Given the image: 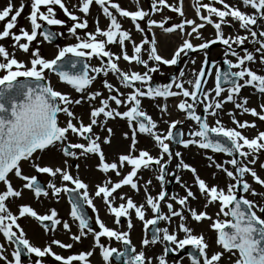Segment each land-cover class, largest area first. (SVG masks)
Masks as SVG:
<instances>
[{"label":"snow or ice","instance_id":"obj_1","mask_svg":"<svg viewBox=\"0 0 264 264\" xmlns=\"http://www.w3.org/2000/svg\"><path fill=\"white\" fill-rule=\"evenodd\" d=\"M130 2L137 5L136 10L125 9L115 0H77L72 5L75 11H70L64 0H30L27 20L31 30L20 27L18 32L13 30L17 29L18 18L26 5L21 3L16 7L9 0L0 10V22H4L0 41L6 38L13 41L11 53L0 44V73H4L0 75V183L4 186L0 190V237L3 238L0 264H45V258H52L57 264H91L96 248L100 249L105 264H112L113 257L117 261L123 259V264H169V255L179 254L188 247L192 249L187 253L189 264H264V191L257 192L247 179L250 176L255 185L264 189V176L258 174L256 168L259 165L264 171V161H261L264 131L257 129L255 121L237 118L238 114H248L264 122V74L251 67L257 63L264 66V0H239L237 4H229L227 0H193L194 18L186 16L184 0L177 3L150 0L148 10L139 7L140 0ZM93 5L98 6L107 19L105 28H101L99 18L94 17V30H89ZM57 6L72 21L71 26L57 18ZM165 9L176 13L179 22L173 23L172 17L166 16L159 20L153 18ZM125 19L131 22L132 29L124 27ZM52 26L66 31H54ZM209 26L214 30L213 38L204 36L203 30ZM225 28L231 29V33L226 34ZM157 29L165 34L180 35L181 42L170 57L161 55L158 50ZM133 30L140 34L139 41L133 37ZM58 37H70L75 42L60 47L52 59L42 56L39 45L51 44ZM194 40L200 42L194 44ZM33 42L37 44L35 48ZM246 42L253 44L254 50L244 48ZM218 43L224 46L226 70L219 62L210 64L208 60L207 50ZM113 48H118L119 52H114ZM237 49H242L243 54ZM17 51L29 59H17ZM198 52L204 53L198 70L187 69V64H196L195 59H190L169 82L153 83L154 75H163L162 66H176L183 57ZM69 56L74 59L67 61ZM93 58L99 61V66L91 64ZM121 60L129 68H122ZM69 64L79 70L66 71ZM46 71L54 73L60 82L80 94L79 98L73 99L70 94L55 90L46 82ZM110 74L119 86L109 82ZM98 77L102 78L107 96L101 90H90ZM209 80L211 87H208ZM249 87L261 98L257 107H249V98L241 96L242 90ZM170 98L185 120L163 119L165 115L171 116ZM145 99L157 102L155 106L161 113L159 122L142 106ZM84 103L89 105L88 123L73 111L75 106ZM229 103L233 109L226 111L225 105ZM61 114L64 121L60 119ZM224 115L234 127L225 125ZM118 118L127 122L129 131L123 133V138L130 143L126 152L109 159L103 149V145L111 144L114 135L108 122ZM160 122L168 125L166 132L159 130ZM186 122H191L187 132L183 128ZM95 129L107 135L102 138ZM250 129H257L252 137L245 135V130ZM138 134L153 141L157 155L138 147ZM70 137L77 142H72ZM173 143L183 149L195 146L206 152L226 154L229 159L222 162H217L212 155H207L206 159L210 162L208 167L226 176L227 184L224 187L210 185L195 167L185 162L183 152L174 149ZM50 148L59 150L65 157L64 167L39 163L41 156L36 154ZM91 156L97 158L96 170L104 179L90 187L79 175V164L75 165L76 174H73V165L68 160ZM174 160L176 164L172 168ZM22 162H28L37 174H47L50 178L47 184L43 185L38 175L25 174ZM141 170L154 173L160 185L156 195L149 190L151 179L141 185L142 176L138 175ZM182 171L192 174V184L182 180ZM113 175L117 179L114 180ZM11 176L23 181L20 188L14 187ZM168 177L184 189L185 195L167 190ZM212 178L216 179V172ZM125 186L137 195L143 189L144 201L138 203L131 195L120 191ZM24 190L32 192L37 201L51 197L58 202L62 194L67 196L69 216L77 232H72V225L60 218L55 208L40 214L31 205L19 204L13 212L12 205L22 199ZM248 195L259 200L249 199ZM96 199L104 203L117 226L124 218L128 230L108 227L100 218L94 204ZM201 199L203 210L198 211L191 202ZM217 205L218 211L210 215L207 209ZM86 207L95 213L98 230L86 214ZM149 212L151 218H146ZM133 214L143 223L145 232L139 252L131 241ZM25 217L38 221L46 233L62 227L72 242L52 238L44 247L34 245L18 222ZM189 221L197 224L209 221L210 230L216 233L215 245L221 250H211L212 245L205 235L195 234ZM162 222L164 227H160ZM149 226L152 227L151 239ZM89 236L93 238L90 250L67 256L53 250L54 246L71 250ZM102 238L119 242L122 250L110 244L105 246ZM158 243L163 245L162 254L148 256L144 249ZM183 259L181 256L172 264H182Z\"/></svg>","mask_w":264,"mask_h":264},{"label":"rangeland","instance_id":"obj_2","mask_svg":"<svg viewBox=\"0 0 264 264\" xmlns=\"http://www.w3.org/2000/svg\"><path fill=\"white\" fill-rule=\"evenodd\" d=\"M191 1L192 0H184V2H187V11L185 12V14L188 18H194L195 17V11L192 7L193 3ZM11 2L16 7H19V5L21 3H24L26 5L24 12L22 13L21 17L18 18L17 29H14L13 31L18 32V29L20 27H24L30 31L31 30L30 24L27 20V16L30 12V7L28 6L30 4V0H11ZM64 2L67 6H69L70 11H75V9L72 8V5L76 4L77 0H64ZM115 2H119L123 8L128 9V10H136V7H137V5H135L133 2H130V0H115ZM204 2H207V0H204ZM227 2L229 4H232V3L236 4V3H234V0H227ZM8 3H9V0H0V10H2L4 7H6ZM169 3H177V0H169ZM216 6L220 7V5H216ZM139 7H143L145 10H148L150 8V0H140ZM56 13H57V18L66 20L67 25L71 26L72 21H70L64 15L63 11L61 9H59L58 6L56 7ZM77 14H79V13H77ZM162 16L172 17L171 22H173V23H178L179 19H180L176 13L171 12L167 9H165L163 13L156 14L153 18L159 20V19H161ZM94 17L99 18L101 28H105L107 26L108 21L102 15L101 9L98 6L93 5L92 8L90 9L89 30H94V27H95V25L93 24V18ZM123 24H124L125 28L132 29V25H131V22L129 20H126V19L123 20ZM3 26H4V22H0V30H2ZM52 27H53L54 31H57V32H65L66 31L65 28H61L59 26H52ZM224 31L226 34H229V33H231L232 30L225 28ZM160 32H163V31L157 29L158 34L156 35V38L158 35H161ZM203 33H204L205 37H208V38L214 37V30L210 26L207 27L205 30H203ZM132 34H133V37L137 41H139L141 39L140 34L136 33L134 30H133ZM241 34H243V33H241ZM170 35H177L180 38L179 33L170 34ZM149 36H150V33H149ZM159 37L160 38L158 40V49H159V52H162V54L164 56H166V55L170 56V54H172L175 47L181 42V38L179 39L178 42H175V39L173 38L172 45L168 48L167 44L169 43V39L165 38L162 35ZM38 39H39V37H38ZM74 42L75 41L70 37H67V38L66 37H59L58 42H53L51 44H48L46 42L42 43L39 45L41 55L44 56L45 58L52 59L55 57V55L57 54V51L60 47L67 46V45L72 44ZM199 42L200 41H196V40L193 41L194 44L199 43ZM12 43H13V41L11 40V38H6L5 40L0 41V44L5 45L10 53L13 51V49L10 47ZM36 46H37L36 42H33L32 47L35 48ZM243 47L247 48L248 50L251 51V50H254L255 46L251 43L246 42V44ZM112 50L114 52H119L118 48H113ZM214 50L222 51V53H221V55H219L217 57L215 56L214 58H212V60L209 59V63L211 64L213 61H217L220 63V65L222 67V63H223V59H224V46L221 44H218L217 46H215L213 48H209L207 50V55L208 54L212 55ZM237 50L241 51V54H243L242 49H237ZM16 58L21 60V61H27L29 59L28 56H26L24 53H22L20 51L16 52ZM190 59H195L196 64L194 66L190 63L187 64V69L195 67L198 70L203 59H204V53L203 52L192 53L189 57H183L181 62H180V69L185 68V61L190 60ZM229 59H234V58L229 57ZM96 61L99 64V61L98 60H96ZM120 65L122 68H129V65H127L122 60L120 62ZM251 67H253L254 70H257V71L261 72L262 74H264V66H261L259 63L251 65ZM136 70L143 71L142 68H137ZM161 71L163 72V75H160V74L154 75L153 81H155L157 83H166L167 77L170 73H172L174 71V67L173 66L172 67L162 66ZM178 73H179V71L177 72L176 75H178ZM3 74L4 73H0V75H3ZM45 76H46V81L50 82L51 85L54 87V89H57V90L61 91L62 93L70 94V96L73 99L79 98L80 94L76 93L70 86L60 82L58 76H56L54 73L46 71ZM107 79L109 80V82L113 83L114 85L119 86L118 81L115 78H113L111 76V74L109 75V77ZM211 86H212V81H211V83L209 81L208 87H211ZM90 90H93V91L94 90H101L104 92L105 96H107V94H108L107 91L105 89H103V87H102V78H100V77H98L97 80L93 83ZM121 90L123 91L124 89H121ZM241 96L249 98V104H248L249 107H257L258 104L261 102V98L259 97V95L254 91V89H252L250 87L243 89L241 92ZM146 100L151 104L152 108L155 109L156 113L150 114L153 117V119L158 114H159V116H161V113L159 112L158 108L155 106V104L157 102H154V101L148 100V99H146ZM158 102L162 103V101H158ZM96 103L98 104V101ZM226 106L229 107L228 109H231V110L233 109V105L230 103L225 105V110H226ZM121 110H123V109H121ZM73 111L77 115L82 116L85 123L89 122L88 121L89 105L87 103H84L80 106H75L73 108ZM169 111L170 112L172 111L171 108H169ZM172 114H173L172 118L170 116L167 118L165 117L164 119H168V120L180 119L182 121L185 120L184 115L182 113H179L176 109H175V112L172 111ZM237 118L240 119L241 121H244V120H247L249 122L255 121V123L257 124V129L259 131H264V122L259 121L258 119H256L255 117H252L251 115L244 114L241 116L238 114ZM60 119H61V121H64L65 117L61 114ZM211 122L212 121L209 120V123H211ZM223 122L225 123L226 126H234L231 123V120L227 119L226 117H223ZM108 126L112 127L114 135L112 137L111 144L110 145H103V149H104L106 155L108 156V158L111 159V158H114L118 153H123V152L127 151L130 141L124 139L125 142H124V144H122V140H123V133L128 132L129 129H128L127 122L124 120H120L119 118L114 120V121L110 120L108 122ZM167 127H168L167 124L161 123V125H159V130L166 132ZM178 127H180V126H178ZM257 129L245 130V135L252 137L256 134ZM95 131H97L98 134H100L102 138L107 135L106 132L100 131L99 129H95ZM137 138L139 140V144H138L139 148L149 150L151 152V154L154 156L157 155L158 150L155 148L154 144L152 143L153 141L149 137L138 134ZM70 139L72 140V142H77L76 138H74V137H70ZM80 142H82V141H80ZM172 147L174 149H177L178 145L173 143ZM188 151H190L192 154L196 155L197 162L191 160V163H189V164L197 169V172L199 173L201 178L205 179L210 185L219 184L221 187H224L227 184L228 180H227L226 176L223 173L217 172L215 168L208 167V164L210 162L206 159L207 155H212L217 160V162H222L225 159H229V157H227L226 154L212 153L211 151L206 152L205 150L198 149L195 146H191L190 148H188ZM36 155L41 156L39 163H41L42 165H51L53 167H55V166L64 167L65 157L61 154V152L59 150H57L55 148H50V149L46 150L45 153H43V154L37 153ZM261 161H264V155H261ZM97 162L98 161H97V158L95 156L81 157L79 160H75V159H69L68 160V163L73 165V168H72L73 174H76L75 165L79 164V175L86 183H88L90 185V187L95 185L96 183H99L100 181H102L104 179V176L99 171L96 170ZM22 168H23V171L25 174L38 175V178L43 180V182L45 184H47L48 180L50 179L47 174H37L28 162H22ZM256 168H257L258 174H260L261 176H264V171H261L259 169V165H257ZM214 172H216V179L212 178V175ZM138 175L142 176V180L140 181L141 185H143L149 179L152 180V185L149 186V190L151 191V193L153 195H156L160 191V185L155 180L154 173L152 171L143 170ZM186 175L187 176H185L184 178L189 182V184H192V182H193L192 174L190 172L186 171ZM10 178L12 180L14 187L20 188L23 181H20L18 178L14 177V176H11ZM170 178L171 177H168L169 181L171 182ZM113 179L115 180L117 178L113 175ZM247 179H248L249 183L253 184V187L256 189L257 192L264 191L259 185H255L252 182V179L250 176L247 177ZM170 182L166 186H170ZM57 183H59V179H57ZM3 187H4L3 184H1L0 190H3ZM120 191L126 192L129 195H131L133 197V199L138 203H141L144 201L143 189H141V192L138 195L135 194L130 189V187H128V186H125ZM245 195H247V194H245ZM248 198L254 199V200H259V197H252L250 195H248ZM117 202L119 203V201H117ZM19 204L31 205L40 214H45L49 209L55 208L59 213V217L62 219L68 220L70 225H72V232L73 233L77 232V228L69 216L70 205L68 203V198H67V196H64L63 194H62V198H60L58 202L56 200L52 199L51 197H49V198L42 197L40 201H37L34 198L32 192H30L28 190H24L22 199L15 200V203L12 205V211L13 212H16V205H19ZM94 204L99 211L100 218L106 223V225L108 227L118 229V230H123V231L128 230L127 229V221L124 218H121V224L119 226H117L113 222L114 217H112L108 214L106 206L104 205V203L100 199H96L94 201ZM203 204H204V201L201 199L200 203H198L196 206H192V207L196 208L198 211L203 210ZM176 207H179V206L177 205ZM207 211L209 212L210 215H214L215 212L218 211V206H210L207 209ZM89 213H90V216L92 218L93 227L96 228V230H98V228L95 225V213H93L92 209H90V208H89ZM146 218H151L150 212L147 214ZM70 221H72L73 223ZM18 222L21 224V226L24 228L25 232L27 233V238L36 246L44 247L46 244H48L50 242V240L52 238L61 240L64 243H71L72 242L69 238V234L66 233L62 229V227L58 226L56 232L49 231L46 233L44 228L36 220H34L32 218L25 217V218H22L21 220H19ZM132 223H133V228L130 230L131 241H132V245L136 247V246L141 245V241L145 235V232H144L143 223L141 221H139L138 219H136L134 214L132 215ZM189 223H190V226L193 229H195V234H199L202 232L205 235L206 240L212 245L211 250H213V251H220L221 250V249L217 250L214 246V242L216 239V233L213 232L212 234H210L209 232H207V229H208V231H211L209 228V224H210L209 221H204L201 224H197L194 221H189ZM151 228L152 227L150 226L149 231H148L149 239H151V232H150ZM182 236H183V234L181 233V237ZM2 241H3V238L0 237V242H2ZM101 242L104 243L105 246H108L110 244L112 247H116L117 249H120V250H122V248H123L122 244H120L119 242L109 241L107 238H102ZM156 246H158V249L162 254L163 245L158 243V244H156ZM92 248H93V238L91 236H89L87 239H84L82 243L76 244L73 247V249H71V250H61L59 247H55V246H54L53 250L58 254H61L63 256H67L69 254L79 253L80 251H87V250H90ZM136 250L138 252V249H136ZM181 256L184 258L185 257L187 258V254L169 255V257H168L169 264H172L173 261H179ZM9 258H11V257H9ZM33 259H35V258L33 257ZM186 260L189 262L188 259H186ZM90 261H91V264H105V262L102 260L99 248L95 249L94 255L90 258ZM45 264H57V262H55L52 258H45ZM112 264H117V263H115V261L113 260ZM182 264H189V263H187L183 260Z\"/></svg>","mask_w":264,"mask_h":264},{"label":"bare ground","instance_id":"obj_3","mask_svg":"<svg viewBox=\"0 0 264 264\" xmlns=\"http://www.w3.org/2000/svg\"><path fill=\"white\" fill-rule=\"evenodd\" d=\"M234 3H239V0H234ZM233 4V3H232ZM162 36H164L165 38H168L169 39V43L167 44V47L169 48L171 45H172V41H173V38L175 39V42H177V41H179V38H177L178 36H176V35H170V36H168V35H166V34H161ZM221 53H222V51H219V50H214V52H213V54L211 55V54H208L207 56L210 58V59H212V58H214L215 56L217 57V56H219V55H221ZM91 64L92 65H94V66H99V64L97 63V61H96V59L95 58H93L92 59V61H91ZM210 81V83H211V80H209ZM170 102H171V105L173 106V104H174V100L172 99V98H170V100H169ZM143 105L146 107V109L148 110V111H152V113L153 114H155V111H154V109H152V108H150L151 107V104L148 102V101H145V102H143ZM229 107L228 106H226V111H228V110H231V109H228ZM174 110V109H173ZM172 113H171V118H172ZM176 116V115H175ZM167 118V117H169V116H167V115H165L164 117H163V119L164 118ZM223 117H226L227 119H229L230 120V118L227 116V115H224ZM154 120H157L158 122L161 120V116H159V114L156 116V117H154ZM210 121H211V119H210ZM161 123L162 122H160L159 123V125H161ZM190 124H191V122H186L184 125H183V128H184V131L185 132H187L188 131V128L190 127ZM228 127H234V126H228ZM124 142H125V140H124V138H123V140H122V144H124ZM153 143V142H152ZM154 144V143H153ZM180 151H182L183 152V156H184V159H185V162L187 163H191V160H193V161H195V162H197V158H196V155L195 154H192L190 151H188V149H183V148H180L179 146L177 147ZM175 164H176V161L174 160L173 161V163H172V168H174L175 167ZM170 170H171V168H170ZM141 171H143V170H141ZM181 176H182V180L183 181H185V182H187V183H189L184 177L185 176H187L186 175V171H182L181 172ZM249 177V176H248ZM170 180H171V182H170V186H165L166 188H167V190L171 193V192H176V193H179L180 195H185V192H184V189L183 188H181L176 182H175V180L171 177L170 178ZM193 183V182H192ZM194 192H196L197 193V196H199V193H198V191H197V189L195 188V187H193V189H192ZM200 201L201 200H198V201H192L191 202V204H192V206H196L198 203H200ZM218 206V205H217ZM164 211H167V209L165 208L164 209ZM70 222H72V221H70ZM73 223V222H72ZM165 225H164V223L162 222L161 224H160V227H164ZM175 226V225H174ZM207 232H209L210 234H212L213 233V231L211 230V231H208V229H207ZM181 235V234H180ZM214 246H215V248L217 249V250H219V248H217L216 247V245H215V242H214ZM136 249H138V252L141 250V245H139V246H136L135 247ZM145 251H146V253H147V255L148 256H157V255H160L161 254V252L159 251V249H158V246H156V245H150L147 249H144ZM187 258L185 257L183 260L185 261V262H187V263H189L187 260H186Z\"/></svg>","mask_w":264,"mask_h":264}]
</instances>
